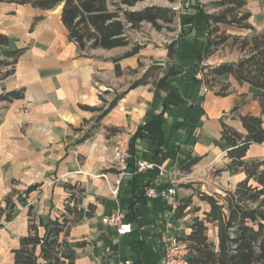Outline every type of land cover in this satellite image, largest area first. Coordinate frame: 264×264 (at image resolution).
<instances>
[{
	"label": "crops",
	"instance_id": "crops-1",
	"mask_svg": "<svg viewBox=\"0 0 264 264\" xmlns=\"http://www.w3.org/2000/svg\"><path fill=\"white\" fill-rule=\"evenodd\" d=\"M245 1L251 14L249 24L256 34L262 33L264 0ZM62 11L63 5L42 10L11 1L0 4V35L10 40L8 46L0 45V60L6 51H23L14 75L0 85V96L24 90L21 100H0V264H15L14 251L29 234L30 208L47 225L65 210L72 195L71 206L77 207L80 216L68 238L76 264H120L129 259L161 264L157 256L163 244L181 236L176 209L182 199L193 196L196 189L223 194L247 179L244 172L228 170L231 161L222 132L223 125L242 132V117H263L255 98L258 91L232 75L210 85L197 83L191 69L199 64L197 49L206 39L190 28L173 59L167 46L179 40L181 26L173 39L155 33L143 40L131 34L133 44L128 47L82 54L69 39ZM227 33L233 37L253 34L239 28ZM134 44L143 48L117 63L122 72L117 76L115 60ZM243 56L237 47L222 46L200 69L237 63ZM149 64L163 67L159 79L175 74L167 80L169 87L158 88L150 79L147 85L124 90L125 95L107 114L84 110L108 109L101 100L107 82L140 65L149 69ZM158 119L160 127L153 125ZM145 127L149 128L140 133ZM124 141L132 143L133 168L148 161L168 177L161 176L159 169L122 173L115 155ZM194 159L196 164L188 167ZM246 159L264 161V144L251 145ZM177 176L185 180V186L193 187L179 190L186 197L178 194L172 202L145 198L149 186ZM8 198L13 212L7 208ZM116 211L133 224L132 235L118 237L103 223ZM189 233L190 226L182 235Z\"/></svg>",
	"mask_w": 264,
	"mask_h": 264
},
{
	"label": "trees",
	"instance_id": "trees-1",
	"mask_svg": "<svg viewBox=\"0 0 264 264\" xmlns=\"http://www.w3.org/2000/svg\"><path fill=\"white\" fill-rule=\"evenodd\" d=\"M6 1L19 5L29 4L42 10H53L63 5L62 21L69 32L70 41L76 44L82 54L128 47L133 44L129 33L140 29L143 24L151 25L158 32L166 28L173 31L170 26L178 20L181 26L179 40L167 46L170 59L178 54L180 41L190 34L187 28L195 32L197 37L206 39L204 45L197 49L199 64L191 69L195 75L201 70L203 61L225 46L230 38H234L235 47L244 53V56L237 63L203 67L204 79L198 81L196 76L193 79L197 83L210 85L219 77L232 75L240 84L251 85L258 91L255 98L262 107L264 117V31L256 34L249 24L251 14L247 10L248 4L245 0H220L211 3L212 9L221 10L217 13L205 11V7L195 4L193 11L188 9L182 14L174 8L161 6L134 10L138 4L149 0H0V4ZM169 1L175 3L176 0ZM220 26L244 29L253 34L246 37H224L218 35ZM239 40L241 42L237 43ZM9 43V38L0 35V45L8 46ZM142 48L141 45L134 44L121 59L115 60L117 76L122 75L117 63L137 55ZM22 52L17 49L4 53L5 58L0 60V85L14 75ZM162 69L160 65L150 67L130 89L147 85L154 77L157 79L158 88L169 87L167 80L175 74H166L159 79ZM124 95L125 93L117 95L108 106L106 105V110L83 108L107 114L117 106ZM219 95L225 94L220 92ZM23 98L24 90L5 91L0 96V100L4 102ZM263 117H242V132L223 125L222 140L229 150L228 157L231 161L228 170L234 173L244 172L247 179L234 190L224 191L223 194L210 195L196 189L193 196L180 201L176 209V219H183L191 213L194 215L190 233L178 238L186 248V264H264V161L246 159L251 145L264 144ZM153 125L160 127L161 120H156ZM148 128H142L140 133ZM130 146L133 154L132 143ZM196 162L194 159L188 167L194 166ZM130 166L133 168L132 159ZM183 187L193 188L188 185ZM35 188L29 189L28 193ZM73 199L74 195L71 197V200ZM195 199L196 202L206 205L203 218L196 215L201 211L200 207L192 209ZM71 200L67 202L59 217L50 219L47 225H44L42 219L35 216L30 208L29 234L21 239L20 248L14 251L15 264H76V255L68 238L72 226L79 221L80 216L77 207L71 206ZM7 208L13 212L14 205L10 198L7 199ZM11 218L12 213L8 215V220ZM41 229H44L43 234ZM157 257L161 260L162 250Z\"/></svg>",
	"mask_w": 264,
	"mask_h": 264
},
{
	"label": "rangeland",
	"instance_id": "rangeland-1",
	"mask_svg": "<svg viewBox=\"0 0 264 264\" xmlns=\"http://www.w3.org/2000/svg\"><path fill=\"white\" fill-rule=\"evenodd\" d=\"M220 0H193L192 2L190 0H176L175 3H171L169 0H150V1H146L144 3H140L138 4L134 10H142L146 7H149L151 5H155V6H161V7H170V8H174L176 9L179 14L181 13H186L188 11V9H190V11H193L195 9L194 5L198 4L201 7H205V11H208L210 13H217L221 10H214L211 8V3L213 2H217ZM193 5V6H192ZM179 28H180V22L177 20L175 22V24H173L172 26H170L171 30H167L168 28L164 29L161 32H158L157 30L153 29L152 26H148V25H142V27L138 30H136V32H130V35H135V34H139V36L145 40V39H152V34L155 33H159L160 35L167 37L168 39H173L176 38V36L179 33ZM235 27H231V26H220V32L218 35H223L224 37H231L230 34L227 33L228 30H232ZM241 41L239 40L237 43H240ZM236 43L234 38H230L227 43L225 44L226 47L233 49L235 47ZM150 67L152 66H157L156 64H149ZM148 66H142L140 65L139 68H137L136 70H130L129 72H127L122 78L120 79H113L111 81L107 82V90L103 91L101 94L102 97V101L104 106L108 105L109 103H111V101L117 96L120 95L124 90H126L127 88H130L132 86V84H134L135 82L139 81V79L142 78V72L148 70L147 68ZM158 77V76H157ZM151 83L156 84L157 79L154 77L153 79L150 80ZM153 84V85H154ZM107 103V104H105ZM219 172H217L216 174H219ZM175 181H177V189H178V194H180V196L182 197H186V194H184V191H179L181 188H183L182 185H184L186 182L185 180H183V178L181 176H177L175 177ZM197 207L201 208V211L199 213H197L196 215L203 218V212L206 209V205L205 204H201L196 202L195 199V203L192 206V209H196ZM194 217V215L188 214L185 218L180 219L178 221V235H181L186 233V229L190 226V224L192 223V218Z\"/></svg>",
	"mask_w": 264,
	"mask_h": 264
},
{
	"label": "built area",
	"instance_id": "built-area-1",
	"mask_svg": "<svg viewBox=\"0 0 264 264\" xmlns=\"http://www.w3.org/2000/svg\"><path fill=\"white\" fill-rule=\"evenodd\" d=\"M207 67V66H204ZM197 78L199 80L204 79V71L201 69ZM132 159L131 146L129 141L122 142L115 155L116 163L120 171L124 174H137L145 171H153L159 169L161 176L166 177L167 174L154 163L148 161H142L137 164V168H131L130 162ZM168 177V176H167ZM170 181H166L161 184L151 185L145 191V198L157 201V202H172L178 196L177 183L170 178ZM103 223L115 231L118 237L124 238L132 235L134 232V226L128 222L122 212H113L110 216L103 219ZM120 264H136L134 260H125ZM161 264H186V248L185 245L176 239L167 241L163 244Z\"/></svg>",
	"mask_w": 264,
	"mask_h": 264
}]
</instances>
